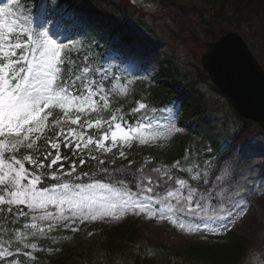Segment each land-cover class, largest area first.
<instances>
[{"label": "snow or ice", "instance_id": "snow-or-ice-1", "mask_svg": "<svg viewBox=\"0 0 264 264\" xmlns=\"http://www.w3.org/2000/svg\"><path fill=\"white\" fill-rule=\"evenodd\" d=\"M20 9V0L0 7V214L12 216L14 223L21 217L27 220L22 229L11 230L13 238L0 239V261L17 254L19 245L36 250L37 245L29 238L44 236L60 225L69 227L65 221L119 220L132 210L167 218L184 230L177 214L213 219L212 201L216 197L211 193L197 195L183 179L177 181L178 188L154 201L160 205L155 210L153 197L147 195L153 191L151 187H140L133 194L123 180L112 183L94 178L108 173L106 167H100L105 163L102 155L116 149L119 157L126 159L125 149L134 144L147 145L179 130L149 131L150 124L144 123L148 106L140 101L130 110L131 117H138L135 125L125 120L126 113L119 108L109 111L112 96L127 95V87L117 82L106 89L105 74L96 80L97 73L86 63L81 68L65 56L64 45L45 27L46 21L55 17H45L39 25L43 30L34 31ZM104 112H109L106 119ZM64 124L75 127H62ZM62 146L70 153L62 155ZM65 161H70L67 170ZM89 161H96V171L91 175L77 171ZM174 167H179V161ZM147 183L152 184V180L147 178ZM243 211L241 208L232 215L228 223H234ZM13 240L17 249L10 251ZM7 264L20 261L11 259Z\"/></svg>", "mask_w": 264, "mask_h": 264}, {"label": "rangeland", "instance_id": "rangeland-1", "mask_svg": "<svg viewBox=\"0 0 264 264\" xmlns=\"http://www.w3.org/2000/svg\"><path fill=\"white\" fill-rule=\"evenodd\" d=\"M30 1L32 3L24 5L20 0V10L27 14L28 23L34 31H42L43 29H40L39 25L44 18L55 17V19L47 20L45 27L50 30V34L58 43L64 45V55L72 52L71 49L85 50L88 47L96 48L97 46L103 48L104 52L110 49V53L113 52V43L116 42L113 41L114 39H119L117 42H120L125 36H132L134 39L141 40L129 47L120 43L119 49H115L112 53V58L118 56V61L121 62L131 80L144 79L145 75L154 76L158 70V59L172 62L174 68L182 70L187 76L201 71L200 59L201 53L205 49L204 45L191 33L188 25L181 22L180 19H176L173 12L168 9L153 8V5L156 7L157 0H144L146 3L140 2L141 4L134 0H69L75 3L74 8L69 12L54 0H50L49 7L43 3L42 11H39L35 1ZM9 3L10 0H0V7H5ZM184 3L188 5L200 4L201 6L204 4L201 0H186ZM96 12H101L104 15H100L102 17L98 18ZM194 19L197 21V17ZM233 22L234 20H226L222 27L229 31L235 29L240 31L248 42L251 52L264 67V17L242 19V22H245L242 28H236L232 25ZM121 23L128 24L127 30L119 29ZM54 24L57 26L53 27ZM108 36L111 39L107 41ZM96 58L104 63L114 61L109 56L102 58L98 55ZM197 78V83H203L202 78ZM208 98L209 100L217 99L214 95ZM132 101V97H130L129 102ZM216 106V111L220 113L218 114L220 124L215 132L223 136L222 133H225L224 130L228 127L223 123L227 119L225 115L230 117L231 113L227 108V103L223 100H219V104ZM129 116V119L125 117V120L135 125L138 117ZM172 116L177 118L175 110L172 113L168 111L162 114L147 108L144 123L150 124V129L158 126L168 132L174 128L179 130L180 136L185 135L186 127L178 128L172 125ZM214 119L215 116L211 114L205 118V121L210 123L211 132H214V126L217 125ZM68 127L74 126L67 125ZM244 133V135L250 133L244 137L245 141H241L242 143L228 152L224 158H216L213 162L205 156L204 152L199 154L196 149L192 155L186 154L182 161H179V167H174L176 162L168 163L163 159L156 162L149 156L142 162L132 156L123 169L108 168L106 165L100 166L108 169V173H102L105 175V182L116 183L123 180L133 194H136L140 187H151L153 191L147 195L153 197L152 207L155 210H159L160 205L155 204L154 201L164 197L169 190L178 188L177 181L183 179L187 181L189 187L196 190L197 195L211 193L216 197L212 201L215 208L211 214L213 219L205 221L177 214L185 224V229L181 230L167 218L161 219L159 216H149L146 212L137 213L129 210L119 220L105 218L83 222L76 220L75 223L65 221L63 223L69 224V227L57 226L44 236L30 237L29 242L35 243L37 249H47L48 253H52L60 245L68 242L73 245H77L79 242L82 243V246L90 244L89 248L93 247L90 253H87L90 255V259H86L82 255L80 247L73 246L75 256L71 257V262L74 264H134L129 251H127L128 254L124 253L126 255L124 260L120 255L112 258L100 253L97 246L100 239L98 231L88 232L87 230L90 228L92 230L93 226L97 225L113 227L126 219L127 216H136L139 219L137 237L139 236L141 245L147 248L145 251H147L149 259L154 258L155 264H202L198 260L194 262L185 257L188 248L208 242L211 238L230 230L235 231L244 243L243 259L237 264H264V173L259 171L264 166V133L258 132L254 126ZM114 151L117 150L113 149ZM108 154L110 153L104 155ZM157 168L161 171L156 172ZM188 169L191 171H187ZM165 172L167 175L164 174ZM194 176H198V179H193ZM147 178L152 180V184L147 183ZM141 180H143V184H141ZM119 186L117 184V187ZM183 192L187 194V189H183ZM170 203L175 204V201L171 200ZM241 208L244 209L243 213L235 218L234 223H228L232 215L239 212ZM2 217L4 215L0 214V227ZM26 220L27 218L21 217L20 222L14 226H5L7 231L4 240L13 238L14 233L11 230L22 229ZM224 224H228L227 229L224 228ZM82 226H85L84 230ZM211 228H216L218 231H206ZM72 229H76V231ZM78 232L79 234H77ZM45 244L47 247L43 246ZM13 249H17L14 240L12 248L9 250ZM133 249L135 247L131 250ZM18 251L32 252L35 250L24 249L22 245H19ZM78 256L82 259H79ZM12 258L9 257L5 260Z\"/></svg>", "mask_w": 264, "mask_h": 264}, {"label": "trees", "instance_id": "trees-1", "mask_svg": "<svg viewBox=\"0 0 264 264\" xmlns=\"http://www.w3.org/2000/svg\"><path fill=\"white\" fill-rule=\"evenodd\" d=\"M205 3L210 6L211 9L217 11V16L219 18L226 17L228 14H231L232 18L237 19H253L258 15H264V0H203ZM66 2V1H65ZM246 14V17H245ZM240 22V21H239ZM241 25V24H240ZM82 54L78 53L76 55H70L71 59L75 62L76 65H79L83 62ZM99 77L96 80H100ZM178 72L172 68H163L161 67V72L157 76L156 81L147 80L140 86V102L145 103L149 106H157L166 105L169 101H173L174 95L173 93H177L178 90ZM95 79V77H94ZM112 80L110 79L109 82ZM109 82L103 81V86L108 89L110 88ZM156 83V84H155ZM188 96L184 98L183 102V113L185 119L187 120H197V122H201L203 115L206 113L207 105L205 104L204 97L201 96L200 92L195 89H187ZM95 115V114H94ZM205 126V131H207V137L210 136L207 126ZM173 136V135H172ZM206 137V138H207ZM209 138V137H208ZM210 139L214 142L213 137ZM197 138L194 135L183 137L179 142L177 140L166 141L161 140L158 142H151L147 144L148 148L154 150L155 158L157 160L163 159L167 162L181 161L182 157L186 154H192L193 151L196 150ZM42 143V142H41ZM170 143V144H169ZM63 146L61 147V154H64ZM22 151H24L22 149ZM148 151V150H147ZM144 151V152H147ZM152 152V151H151ZM114 162L115 158L109 160L105 158V164L110 162ZM70 161H65V170L68 168V164ZM89 164H85L82 171L90 170L92 168L93 161L88 162ZM95 167H93V171H89L91 175L94 172ZM80 168L77 169L79 171ZM97 178V177H96ZM100 178V177H99ZM1 234V232H0ZM102 240H99L97 246L100 250V253L104 255H108L112 258L117 257V255L122 256V260L126 259L127 251L132 255V261L134 264H140L141 257L143 253V247L140 245L138 229L135 222L130 219L122 222L115 227H105L102 229ZM66 244V243H65ZM243 240L239 238V236L230 232L219 238L209 241L208 243H202L190 246L188 251L184 254L185 257L189 260L196 262L200 261L202 264H237L243 258ZM140 245V246H139ZM89 246V245H88ZM131 250L132 248H134ZM82 249L83 256L85 258H90L91 249L86 246L80 247ZM59 251L57 255L59 257L54 258L51 256H46L42 254L35 255H27L17 253L14 255L12 259H17L20 261V264H74L71 262V257L75 256L74 249L70 247L69 244L61 245L58 248ZM128 254V252L126 253ZM82 259V257H80ZM144 260V259H143ZM142 260V261H143ZM153 261H146V264H153ZM0 264H7V261H1Z\"/></svg>", "mask_w": 264, "mask_h": 264}, {"label": "water", "instance_id": "water-1", "mask_svg": "<svg viewBox=\"0 0 264 264\" xmlns=\"http://www.w3.org/2000/svg\"><path fill=\"white\" fill-rule=\"evenodd\" d=\"M161 6L176 7L163 3ZM179 8L184 11L185 22H189L193 28L188 15L198 14L202 10H186L184 6ZM212 33L216 34L214 30ZM201 63L216 89L231 100L235 111L245 119L256 121L264 130V71L241 37L237 33L214 37Z\"/></svg>", "mask_w": 264, "mask_h": 264}]
</instances>
